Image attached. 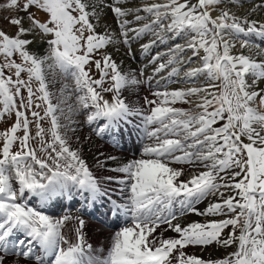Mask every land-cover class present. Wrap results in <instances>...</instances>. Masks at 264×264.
<instances>
[{
  "label": "snow or ice",
  "instance_id": "obj_1",
  "mask_svg": "<svg viewBox=\"0 0 264 264\" xmlns=\"http://www.w3.org/2000/svg\"><path fill=\"white\" fill-rule=\"evenodd\" d=\"M128 3L0 0V122L11 121L0 131V264H264V58H255L264 48L252 39L264 41V20L250 19L264 12V0ZM246 3L238 15L234 9ZM108 11L115 28L103 23ZM145 36L152 37L140 44L146 57L176 41L151 55L147 81L139 78L143 71H122L108 51L122 44L135 59L132 42ZM193 64L184 82L203 77L200 86L153 91L140 106L124 95L165 69L171 78ZM79 116L97 136L136 133L147 141L141 158L108 169L123 174L104 178L118 189L102 188L72 147ZM107 160L117 157L99 166ZM173 164L193 170L181 179L185 169ZM124 191L125 203L113 199ZM77 195L87 208L104 197L111 214L125 219L101 258L86 240L82 216L54 221L29 203ZM189 213L219 219L174 223ZM69 224L71 236L63 231ZM168 231L177 237H165ZM190 246L231 251L204 258L189 255Z\"/></svg>",
  "mask_w": 264,
  "mask_h": 264
},
{
  "label": "rangeland",
  "instance_id": "obj_2",
  "mask_svg": "<svg viewBox=\"0 0 264 264\" xmlns=\"http://www.w3.org/2000/svg\"><path fill=\"white\" fill-rule=\"evenodd\" d=\"M143 2L153 3V2H161V0H129V3L126 4V5H124V6L125 7H128V6L132 5V6L135 7V6H139ZM249 7H250V5L246 3L244 8L234 9V11H237V14L238 15H244V14H246V10ZM141 15H146V14L145 13H141ZM109 17L111 18V22L110 21L109 22L106 21V19H108ZM256 18H257L256 20H264L263 18H260V17H256ZM128 19H132V17H128ZM250 19H255V17L251 16ZM103 23L110 24V25H112L113 28L116 27V25L114 23L113 15H112V13L110 11H108L107 12V15L104 17ZM132 26L135 27V26H138V25L137 24H133ZM98 31H103V28L98 29ZM150 39H152L151 36H145L140 41H133L132 42V51H133V53L135 55V59H133L132 57L126 55L127 48H125L122 44L116 46V47L119 48V51L116 50V47L109 48L108 51H110L112 53L113 59H115L118 64H121L122 71H124V72L135 71L137 73H139L140 71H143L144 75L141 76V77H139V78L141 80L147 81L146 74L149 73V72H153V68L155 67V65H151V64L148 63V60L151 58V55H155L157 52L162 53V54L163 53H167L169 46L171 44H173V43L176 42V41H169L167 44H160L158 46H154L153 48L150 49V55L148 57H146L141 52L140 44L147 43ZM252 39L255 41L256 44L260 45L261 48H264V41H262L261 38H259V37H252ZM181 43H182V41H181ZM238 50H240L239 43H237L236 49H234V52L235 51H238ZM243 51H244V53L246 55L249 54L247 49H244ZM255 51L256 50L253 49L252 55L254 57H255ZM255 58L256 59H262L264 57H255ZM167 59H168L167 55H163L161 57V61H166ZM196 66H198V64H193V65H188V66L180 65L179 66L180 69H181L180 75L179 76H173L171 78L168 77V69H165L164 72L159 73V75L155 76L151 81H148V82H145V83L141 84L138 87V89L139 88H142L143 93L145 92L144 93V96H147L149 99H154V97L152 96V92L153 91H157V90L164 91L165 89H167L168 91H171V90H173L172 88L179 89V88H189V87H197V86H200L201 84L204 83L203 77L197 79L195 83H192L191 81L184 82L185 81L184 71L187 70V67H196ZM161 77H164V79H168L169 83L171 82V84H169V87L171 86L170 88L168 87V88H164L163 89V88H160V87H157V88H154L153 87V82H155V80L157 81V79H161ZM173 81H176V82H173ZM145 84H147V87L148 86H151L150 84H152V89L150 87H148V89H147V87H144L143 88V86ZM262 86H264V85H262ZM59 88H60V84L57 83L53 87L52 90L53 91H56ZM127 93L128 94L129 93L131 94V92H127ZM26 95H27V93L25 92V96ZM105 95H106V98H108V99L111 98L110 97V94H105ZM124 95H126V94H124ZM174 107H177V108H189L190 105L177 103V104L174 105ZM191 107H194V105H191ZM76 119L79 121V124L78 125H73V127L76 128V131H75L74 134L73 133H69V135L73 137L72 142H71L72 143V147L74 149H77V148L80 149L78 147L79 146V143H80V137L82 136V133L80 132V128H81L82 131H85L86 134H88L90 136L89 137V141L90 142H95L97 140V138H95L93 136V134H92L93 131L91 130L90 126L83 122V119H84L83 116L76 117ZM61 122L62 123H66V121L63 120V118H62ZM10 124H11V121L10 120L7 123L0 122V131H3L4 129H6L7 127H9ZM44 126L47 128L49 125L47 123H45ZM34 132H35V126L33 125V133ZM123 136H124V134L122 136L118 137L115 142L116 143H119V140L120 141L121 140L124 141V139H126L125 141L128 142V146H126V149H127V147L136 148V146H140L141 148H143L144 147V144L147 143V141H141L140 139H138V135L136 133H133L130 136H126L127 138L126 137H123ZM77 137L79 138L78 140L76 139ZM115 142L112 143V144H115ZM102 146H104L105 148L108 147L111 150V152H112V153H110V155L117 157V160H119V161L129 162L132 159L134 160V159L141 158V153H135L136 154L135 156H134V153H133L132 154L133 157H131L130 155H125L123 153L116 152L117 151L116 149H112V147H110L107 144H104ZM124 153H127V152H124ZM38 154H40V153H38ZM81 156H83V154ZM84 160L88 164L87 159H84ZM171 166L176 167V168H181L182 167V168L185 169V172L186 171L193 170V169H190L189 166H187V165L173 164ZM100 172H102V173L98 174L99 176L96 175V174H93V175L95 176V178L97 179V181L100 182V184H101L102 187H107L108 186L111 189H114V187H117V188L120 187L116 183H114L112 181H107L104 178L107 177V176L122 177L123 174L117 173V172H111V171L109 172L108 170H106V171H100ZM182 177H185V175L182 176ZM110 182H112L113 184L110 183ZM127 195H126V197H127ZM30 201H32V203H30L31 206H33L37 210L41 211L43 214L48 215L54 221L55 220H58V219H61L64 214L74 215L77 212H79L77 210L78 209L77 207L79 205L76 204V203H77V201H80V204L82 202L81 198L77 195L75 197V202L67 210V213H64L63 210L65 208L64 206L68 202L67 200H64V201L59 202V206L56 207V208L54 206V204H56L55 202L50 203V204H48L46 206H41L38 198H31ZM121 201H123V202L125 201L126 202V200H121ZM207 204H208V201H205L203 204L200 203V204L196 205V207L198 209H200V210H203L204 208L207 207ZM53 208H55V209H53ZM49 209H53V210H49ZM56 210H59V211H56ZM188 216L189 217H192L193 219H195V220H193V222H204V221L210 220V219H219V217H211L210 218V217H205V216H198V215H195L193 213H189V214L185 215V217H188ZM85 220H86V225H87L86 228H85L86 240H87V242L89 244H91L92 251H93L94 255L97 258H101V257H103V253H104V256L106 255V253H107L106 251L109 249L110 244H111V241H110L111 240V237L114 235V233L116 231L119 230V228L114 229V230H111L113 232H110V233L108 232L107 233V232H105L107 228H103L102 226H98L97 225L98 223H95V221H92L91 219H89V220L85 219ZM70 229H71V224L67 225L63 229L65 235H69V236L72 235ZM108 230H110V229H108ZM107 242H109V243H107ZM191 248H195V247H191L190 246L187 249H185V251L188 252V250L191 249ZM215 248H217V247L216 246H210L207 250L202 251L199 254V256L206 258L207 257V253L210 250L215 249Z\"/></svg>",
  "mask_w": 264,
  "mask_h": 264
},
{
  "label": "bare ground",
  "instance_id": "obj_3",
  "mask_svg": "<svg viewBox=\"0 0 264 264\" xmlns=\"http://www.w3.org/2000/svg\"><path fill=\"white\" fill-rule=\"evenodd\" d=\"M128 7H134V6H132V5H130V6H128ZM253 17H255V19H257L256 17H260V18H263L264 19V12H259L258 14H253L252 15ZM106 21H110L111 22V18L109 17L108 19H106ZM146 76L147 77H151V76H153V72H149V73H147L146 74ZM158 82V83H157ZM148 84V83H147ZM147 84H145L144 86H143V88L144 87H147ZM169 84H171V82L169 83V81H168V79H157V81L155 80V82H153V87L154 88H157V87H160V88H168L169 87ZM151 86H148V87H150L151 89H152V84H150ZM148 87H147V89H148ZM171 87V86H170ZM169 87V88H170ZM172 89H174V88H172ZM150 90V89H149ZM151 91V90H150ZM145 93V92H144ZM144 93H143V90H142V88H137L136 90H135V92H131V94L129 93H124V94H126L125 96L128 98V100L129 101H131L132 103H134V104H136V105H138V106H140V105H143L144 104ZM134 119H137L138 120V118H134ZM80 132L82 133V136L80 137V143H79V150H80V155H82L83 154V156H81L83 159H87V161H88V167H89V169H90V171L93 173V174H96V175H98V174H100V173H102V172H100V171H106V170H108L109 168H112V167H116V166H118V165H122V164H124V163H127V162H124V161H119V160H116V161H112V160H107V163H106V165L104 166V167H100L99 166V164H98V160L99 161H104V160H106V158L108 157V156H111L110 155V153H112L111 152V150L108 148H105L104 146H102V145H104V144H107V145H109L110 147H112V149H116L115 151L116 152H119V153H123V154H125V155H130L131 157H133V153H134V156L136 155L135 153H142V149L143 148H141L140 146H136V148H130V147H127V149H126V146L123 144V142H120V143H118V144H112V143H114L112 140H111V137L110 136H108V135H104V136H97L94 132L92 133L93 134V136L95 137V138H97V140L95 141V142H90L89 141V135L88 134H86V132L85 131H82L81 130V128H80ZM124 135H127V136H130L128 133H124ZM122 136V135H121ZM101 142H99V141ZM124 152H127V153H124ZM101 153H103V155H101ZM133 160V159H132ZM128 161V160H127ZM173 167V166H172ZM110 172V171H109ZM189 172L190 171H186L185 172V177H181V179H185L187 176H188V174H189ZM122 174V173H121ZM99 176V175H98ZM123 176V175H122ZM110 183H112V182H110ZM113 184V183H112ZM107 189H109V190H112L110 187H106ZM128 193H127V191H124V192H122L121 194H119V195H113V198H116V196H119V200L121 201V200H127V197H126V195H127ZM100 200L103 202L104 200H107L106 198H104V197H101L100 198ZM75 202V198L72 200V201H68L67 202V204L64 206L65 208H64V210H63V212L64 213H67L66 211H67V205L69 206V207H71V205L73 204ZM122 203H124L123 201H121ZM205 202V201H204ZM204 202H202V204L204 203ZM29 203H32V201H30ZM53 203V202H52ZM56 203V202H55ZM53 205V204H52ZM50 206V205H49ZM54 206H55V208L56 207H58L59 206V204H54ZM53 206V207H54ZM82 206V207H81ZM179 205H176L175 206V210L177 211V212H179ZM55 208H53V209H55ZM78 209V211L79 212H77L76 214H74V215H80V216H82L83 218H85V219H87V220H89V219H91V218H89L88 216H90V212H91V210L89 209V208H87V207H84L83 206V203L81 202V204L77 207ZM53 209H49V210H53ZM92 209V208H91ZM71 210V209H70ZM56 211H59V210H56ZM62 212V213H63ZM65 215V214H64ZM211 218V217H210ZM92 221H94V219H91ZM193 220H195V219H193L192 217H185V216H182V217H180V219H179V221H174V223H176V222H179V223H181V224H183V225H187V224H190V223H192L193 222ZM203 220V219H202ZM95 223H97V222H95ZM158 231H159V229H158ZM106 232V231H105ZM108 233V232H107ZM108 235V234H107ZM106 235V236H107ZM164 236L165 237H177V234L176 233H174V232H171V231H168V232H165L164 233ZM110 238V237H109ZM112 238V237H111ZM111 241V240H110ZM107 243H109V242H107ZM228 251H231V249H227V250H225V249H223V248H219V247H217V248H215V249H212V250H210L208 253H207V257L206 258H208L209 256H211L212 258H222L224 255H226V253L228 252ZM107 252V251H106ZM202 251H201V249L199 248V247H195V248H191V249H189L188 250V254L189 255H196V256H199V254L201 253ZM103 256H104V253H103Z\"/></svg>",
  "mask_w": 264,
  "mask_h": 264
}]
</instances>
